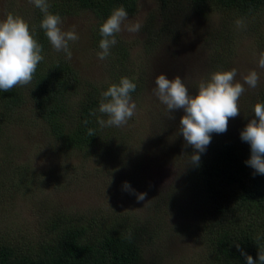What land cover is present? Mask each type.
<instances>
[{
  "label": "rangeland",
  "instance_id": "374dc122",
  "mask_svg": "<svg viewBox=\"0 0 264 264\" xmlns=\"http://www.w3.org/2000/svg\"><path fill=\"white\" fill-rule=\"evenodd\" d=\"M8 5H12L13 15L22 17L27 24L35 17L37 7L29 0H0V21L6 19ZM59 16L61 30L74 28L79 39L69 41L70 60L63 52H56L48 41V61L60 59L67 63L81 88L87 82L108 85L107 60L97 57L101 49L94 28L100 21L87 9L68 10ZM167 18L157 0H137L135 12L128 14L121 31L115 34L116 41L125 46L127 68L139 84V90L131 95L136 103L133 117L123 126L107 127L124 150L120 156L115 155L123 161L110 158L107 149L102 150L107 152L105 156L98 157L85 158L77 150L56 155L48 148L53 140L47 125L26 94L19 108L8 118H0V158H7V176L0 170V238L19 246L20 241L25 243L27 233L37 229L39 208L46 209L43 215L80 211L88 216L93 209L116 210L119 216L129 219L157 224L162 221L159 231L155 227H150L153 231H142L144 263L206 264L204 234L195 227L211 215L204 207L201 186L194 174L204 152L199 153L197 163L192 162L196 150L187 145L179 132L183 110L168 112L153 94L155 79L160 74L168 79L179 76L189 93L195 95L199 84L214 72L235 68V80L243 84V76L256 71L257 86L244 84L245 92L238 101L240 114L229 118L225 133L211 134L232 139L249 160L250 145L241 140L240 133L255 118L256 97L264 91V69L258 67L259 54L264 52V9L230 20L224 35L213 34L218 30V18L213 12H193L184 2L177 4ZM237 20L243 22L242 26L237 27ZM136 22L141 24L140 31L128 32L126 25ZM78 97L79 91L67 97L68 113L61 118L64 127L72 124L66 117ZM20 114L22 122L18 123ZM97 115L108 119L99 111ZM24 168L33 171L31 182L28 174L19 179ZM36 171L42 175L59 174L43 186L35 179ZM125 182L131 192L123 189ZM224 190L230 194L235 191L233 187ZM141 193H146L145 199L138 201ZM239 207L234 212L243 213L247 226L262 232L264 209L241 201Z\"/></svg>",
  "mask_w": 264,
  "mask_h": 264
},
{
  "label": "trees",
  "instance_id": "16d2710c",
  "mask_svg": "<svg viewBox=\"0 0 264 264\" xmlns=\"http://www.w3.org/2000/svg\"><path fill=\"white\" fill-rule=\"evenodd\" d=\"M158 8L164 11V17L171 15V10L180 2L193 12H213L218 18L217 32L224 35L229 30L227 23L238 17H249L264 9V0H157ZM51 14L61 15L68 10H90L100 21L94 28L98 42L101 23L111 15L113 10L123 7L128 14L136 10L137 0H47ZM13 14L12 5H8L7 15ZM43 13L39 8L35 17L29 22V29L37 42L42 45L44 59L38 64L31 83L16 86L9 92L0 91V118H8L24 103L25 94L33 102L38 116L47 125L53 143L49 149L56 155H66L80 151L82 157L105 156L109 150L111 157H118L124 151L116 140V134L107 127L98 126L97 112L102 101V93L112 84H118L122 77H127L136 84L132 73L126 65L125 46L117 42L110 49L107 60L109 82L94 84L87 82L80 87L79 81L67 63L60 59L48 61V39L40 28ZM212 35V34H211ZM79 91L81 97L73 104V110L66 119L72 122L64 127L65 103L69 93ZM264 104V91L256 97V104ZM100 112V111H99ZM22 122V115L18 117ZM64 119V120H66ZM87 121V123H85ZM88 129H93L95 136H89ZM116 140V141H115ZM56 143V144H55ZM51 145V146H50ZM119 154L118 156H115ZM109 155V154H108ZM129 155L126 154V158ZM6 160L0 158V170L7 176ZM248 161L232 139L223 135L211 136L204 155L195 169L203 194V204L207 214L211 215L206 222L195 228L204 234L206 246V264H247L246 256H251L260 264L258 254L264 251V229L258 232L247 226L243 213L234 212L239 202L246 205H257L264 209V175L254 174L255 170L246 164ZM33 171L22 169L19 179L28 174L32 181ZM59 173L47 172L45 175L36 171L38 184L48 186L51 179ZM41 177V178H40ZM28 185V182H25ZM38 186V185H37ZM233 187V194L224 190ZM239 195V197H238ZM245 208L246 206L243 205ZM240 208V207H239ZM46 211L39 208L41 215L37 229L27 233L26 242L21 246L16 242L0 238V264H155L144 263L142 259V231L154 229L159 231L163 225L150 220L129 219L119 216L116 210L104 211L93 209L88 216L80 211L73 214ZM239 244L240 250H237ZM241 250L245 255L241 254Z\"/></svg>",
  "mask_w": 264,
  "mask_h": 264
},
{
  "label": "clouds",
  "instance_id": "9594fccd",
  "mask_svg": "<svg viewBox=\"0 0 264 264\" xmlns=\"http://www.w3.org/2000/svg\"><path fill=\"white\" fill-rule=\"evenodd\" d=\"M43 13L40 28L56 52H63L65 58L70 60L72 53L69 41L79 39L73 28L64 32L61 30L62 19L59 15L49 13L50 5L47 0H29ZM128 19V12L121 6L113 10L111 15L100 26L99 42L100 60L110 55V49L116 45L115 34L121 31V25ZM242 21L237 20V27L242 26ZM139 22L129 23L126 30L131 33L140 31ZM42 45L33 37L29 25L22 17L9 13L5 20L0 21V91L9 92L16 86H25L31 83L38 64L44 59ZM258 67L264 69V52L259 54ZM237 70L217 71L199 84L195 95L189 93L181 77L168 79L165 74H160L155 79L153 94L166 105L169 113L183 110L179 121V132L187 145L196 150L191 156L193 163L200 160L199 153H203L211 142V134H222L227 131L229 118L240 114L239 98L245 92L244 84L255 88L259 81V74L250 71L243 76V84L237 82ZM136 90L133 80L122 77L118 84H112L107 91L102 93L99 111L106 114L108 119H99L101 127H120L133 117L136 103L132 101L130 93ZM255 118L250 120L240 133L242 141L250 145L251 156L246 164L255 170L254 174L264 175V104L254 105ZM87 123V121H85ZM89 136H95L93 129H88ZM125 191H132L125 182ZM146 193L137 195L138 201L145 199ZM240 250L239 244H236ZM241 254L245 255L241 250ZM260 264H264V251L258 254ZM247 264H256L251 256H246Z\"/></svg>",
  "mask_w": 264,
  "mask_h": 264
}]
</instances>
